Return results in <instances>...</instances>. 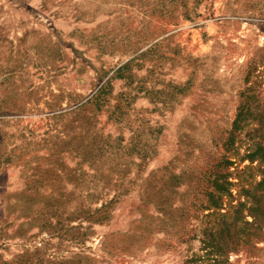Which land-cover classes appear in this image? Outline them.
<instances>
[{"label": "rangeland", "instance_id": "1", "mask_svg": "<svg viewBox=\"0 0 264 264\" xmlns=\"http://www.w3.org/2000/svg\"><path fill=\"white\" fill-rule=\"evenodd\" d=\"M245 105L264 113V0H0V264L204 255L191 201L223 155L240 198ZM257 233L226 264H264Z\"/></svg>", "mask_w": 264, "mask_h": 264}, {"label": "trees", "instance_id": "2", "mask_svg": "<svg viewBox=\"0 0 264 264\" xmlns=\"http://www.w3.org/2000/svg\"><path fill=\"white\" fill-rule=\"evenodd\" d=\"M247 127L252 128L247 133L250 148L242 159H248L250 163L238 169L242 181L246 183L241 186L237 203H234L236 198L232 192V186L236 183L231 180L232 172L228 171L235 163L228 155L219 158L211 169H206L198 178L191 208L196 213L208 210L205 217L209 223L212 219L215 223L208 225L202 232L205 254L193 253L187 257L186 264H226V256L231 249L236 248L230 244V240L236 237L239 241L237 244L246 245L252 238H258L257 230L264 225V113H253L248 105L242 107L224 146L228 153L236 150L238 136ZM250 171H257L261 176L254 185L249 180ZM226 198L228 203L225 202ZM182 210H186L183 214L187 218L191 216V210ZM248 216H252L253 220L249 221ZM226 235L228 239L223 238Z\"/></svg>", "mask_w": 264, "mask_h": 264}]
</instances>
